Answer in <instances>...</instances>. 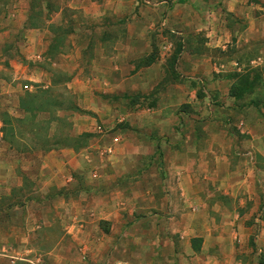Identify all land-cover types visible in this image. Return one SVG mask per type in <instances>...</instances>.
<instances>
[{"label": "rangeland", "instance_id": "374dc122", "mask_svg": "<svg viewBox=\"0 0 264 264\" xmlns=\"http://www.w3.org/2000/svg\"><path fill=\"white\" fill-rule=\"evenodd\" d=\"M51 1L33 0L29 3L34 15L29 22L33 26L43 27L48 38V48L41 52L42 60L37 54L34 55V51L31 52V60L28 59L29 54L24 46L14 43H10L13 49L5 54V57L16 62H47V71L52 76L53 87L48 90L35 89L41 90L36 94L44 102L39 106L50 114L39 117L40 121L36 124L38 131L31 139L39 142L41 150L46 152L66 149L78 152L86 149L96 161L91 169H85V173L92 170L104 178L111 171L107 161L110 159L103 156V152L107 155L105 147L108 145L105 134L111 133L118 138L126 133L132 137L153 136L158 141L154 155L168 159L164 164L171 168H161L159 186L155 188L154 195L151 194V180H145L140 185L136 183L139 180L134 173L128 178L123 176L119 179L117 192H111L107 183L101 181L102 187L93 194H87L85 190L82 194L73 192L64 200L53 191L35 194L31 187V194L18 196L14 202L1 205L4 209L14 205L21 208L2 210L0 214V264H264V243L261 246L252 237L237 245L235 260L227 258L224 249L210 251L219 260L203 258L198 252V234L207 229L206 220L215 217L218 222H214V225H219V211L207 216V212L200 210L201 201L210 205L227 202V197L219 195V191L212 186L219 180V169L214 166L215 170L210 176L207 175V161L219 159V148L214 154L207 153L208 149L214 148L205 146L203 141L206 137L219 139V127L207 125L210 136L203 129L210 123L209 116L214 120L219 117L216 109L219 107V77L222 76L219 75V47L216 43L211 42L209 37V45L196 46L195 41H200L199 35L195 38L177 34V29L175 33L167 35L171 44L169 50H161L157 45L158 40L162 41V36H159L161 25L154 22L149 34L144 35L147 37L144 44H135L131 46L132 50L126 51L120 45L125 19L116 17L110 11H106L101 19L91 18L75 9V3L70 0ZM0 9L5 10L2 6ZM123 10L129 14V8ZM186 10L181 6L176 10V15L187 14ZM213 22L216 24L217 21ZM15 38L20 40L21 34ZM104 41L117 48L112 50L110 56L106 55L112 57L113 62L118 65L130 62L128 75L120 66L117 69L107 68L104 62H108L109 58L104 60L98 56L94 59V45ZM80 44L84 46L83 49H79ZM77 49L78 52H75ZM210 49H217V52ZM260 51L263 50L259 46H252L238 56L237 63L244 65L240 71L225 72L224 77L229 80L227 84L231 85V89L244 92L257 85L264 92L261 68L247 64L249 57L261 55ZM92 62H96V67H92ZM137 70L145 75L142 91L122 93L117 89L121 76L133 75ZM72 75L86 79L101 76L103 81L86 83L85 94L81 93L78 97L65 84ZM257 102L264 105L263 98ZM77 108L80 114L92 116L101 132L73 137L71 119L76 116ZM26 121H22L24 128ZM157 130L160 131L158 138ZM29 132L24 135L27 139ZM159 143L167 148L160 147ZM121 144L126 145L128 150H117L112 158L118 165L124 164L128 170H134L137 165V153L150 155V147L146 144H132L131 140L121 141ZM36 149L33 147L30 151L35 152ZM137 150L139 152L136 153ZM177 155L192 161L188 169H192L199 179L205 176L208 183L196 185L187 179L180 181L175 173L185 171L186 167L182 163L184 158L177 161ZM146 164L142 163L143 166ZM169 177L172 178L171 184L182 187L175 190L171 197L176 207L169 205L171 201L166 189L171 185L168 184ZM261 184H264L263 179L257 183L252 201L255 208L252 222L259 220L251 228L253 235L264 228L260 222L264 220V213L257 210L263 201ZM139 185L144 187L145 194L140 192ZM24 205L26 209H23ZM25 216H29L27 227H24ZM215 230V233H219V226ZM190 231L194 233L189 237L195 252H191L186 242H179L181 236L192 234ZM217 244L225 248V244Z\"/></svg>", "mask_w": 264, "mask_h": 264}, {"label": "crops", "instance_id": "0c3cea01", "mask_svg": "<svg viewBox=\"0 0 264 264\" xmlns=\"http://www.w3.org/2000/svg\"><path fill=\"white\" fill-rule=\"evenodd\" d=\"M32 1L0 0V6L5 8L4 11L0 9V214H2V210L20 209L21 207L16 205L4 209L1 205L9 201L14 202L16 197L21 195L26 197L31 194L29 191L31 187L35 190V194H48L53 191L56 196H59L58 198L61 197L64 200L65 196H70L73 192L82 194L85 190L88 192L87 194H93L102 187L101 181L104 184L107 183V188L111 189V192H117L119 179L133 173L139 180L136 183L140 185L145 180H151L150 189L151 194L154 195L155 188L157 189L159 186L161 168L170 170L171 166L164 164L168 159L154 155L158 141L154 140L153 136L132 137L130 133H126L118 138L111 133L105 134L104 139H108V145L105 147L107 155H104L103 152V156L110 159L107 161L110 163L111 171L104 178L93 173L92 170L85 173V169H91L96 161L86 149L78 152L74 149L46 152L41 150L39 142L31 139L38 131L36 124L40 121L39 117L50 114L48 110L39 106L40 103L44 105V102L36 94L41 90L36 91L35 89L48 90L53 87L52 76L47 71V62H16L5 57V54L13 49L10 43H14L17 46H24L29 54L28 59L31 60V52L34 51V55L37 54L42 60L41 52L44 48H48V38L45 36L43 27L33 26L29 22L34 16L31 8L29 9V3ZM49 2L52 1L49 0ZM70 2L75 3V9L91 18L101 19L106 11H110L116 17L125 19L126 24L121 31L120 45L126 51L132 50L131 46L134 47L135 44H144L147 40L146 36L151 31V26L155 23L161 25L159 36H162V41L158 40L157 42L161 50H169L168 46L171 44L167 35L175 33L177 29L179 30L177 34L191 35L195 38L199 35L200 41L199 43L195 41L196 46L209 45L207 40L209 37H211V42L216 43L215 45L219 47V75L222 76L219 77V107L216 109L219 117H215L217 120H214L212 116H209L210 123H207L203 129L210 136L211 133H209L207 125L219 127V139L206 137L203 141L205 146L214 148L213 150L208 149L207 153L214 154L219 148V159L213 162L207 161V175L210 176L215 167L219 169V180H216L212 186H215V190L219 191V195L227 197V202L210 205L204 200L201 201L200 210L207 212V216L208 214L211 216L213 211H219L217 214L219 215V225H214V222H218L215 217H207V229L204 230V233L198 234L200 242L198 252L203 258L219 260L217 255H212L210 251L224 249L227 258L235 260L239 243L247 242L252 237L262 246L264 228L257 235L251 234V228L255 227V222L259 221L254 219V223L252 222L255 209L253 205L255 189L260 179L264 180V105L257 102L261 98L264 100V92H261L256 87L257 85H253L244 92H238L236 89H231V85L227 84L229 80L225 79L224 75L225 72L231 70L240 71L244 65L237 63L238 56L256 45L263 50L259 52L263 55L249 57L250 60L247 64L251 67L261 68V83L264 86V0H70ZM168 3L172 7H169ZM181 6L187 9V14L176 15V10ZM126 8L130 9L129 14L123 10ZM217 19H219V23ZM214 20L217 21L216 24H214ZM46 23H51V21H46ZM19 33L21 39L23 37L22 40L15 38ZM80 45L79 49H83L84 46ZM113 49H117L116 46L113 47L107 41L97 42L94 45L93 57L95 59L99 56L104 60L109 58L108 62H104L107 68L117 69L120 66V69L126 70L127 74L129 72L127 69L131 67L130 62L118 65L117 62L112 61V57L106 56H110ZM106 51L109 53L106 54ZM210 51L217 52V49H210ZM75 52H78V49ZM133 57L131 56V58ZM196 61L198 60L193 62ZM95 63L92 62V67L95 66ZM97 66L100 65L97 63ZM144 76V72L141 70L135 71L130 76H121L117 89H120L122 93H138L142 91L145 82ZM100 81H103L101 76L86 79L79 75H72L65 84L73 94L80 97L81 93L85 94L83 90L86 83ZM92 95L94 96L93 93ZM45 108L47 107L45 106ZM75 111H77L76 114L73 111L70 112L76 115L71 119L73 137L85 133L101 132V129L95 126L96 120L92 116L80 114L78 108ZM26 119V128H24L22 121L25 122ZM20 131L24 133L21 134ZM28 131L30 132L27 134V139L24 135ZM152 133H154L153 130ZM159 134L160 131L157 130V138ZM129 140L132 141V144L141 143L150 147L149 156H144L138 150L136 151L139 154L137 153L135 156L137 165L134 166V170H128L124 164L123 166L118 165L112 158L117 150L121 152L128 150L126 145L121 144V141L128 142ZM119 144L120 146L117 147ZM184 144L187 143L184 142ZM161 145L159 143L160 147L167 148L166 145ZM33 147L38 150L31 152L30 148ZM181 157V155H177V161L181 160ZM182 158H184L182 163L185 164L186 170H179L175 173L178 175V179L180 181L187 179L196 185L207 184L205 176L199 179L192 169H188L193 162L188 158ZM143 162L147 164L143 166ZM105 165L107 166V164ZM171 177L168 178V184H171ZM179 187L181 186L171 184L166 188L170 196L169 205L171 207H176L171 197L175 190H179ZM140 188V192L145 194L144 187L140 186ZM261 188L263 201L257 210H262L264 213V184H261ZM25 200L26 198L23 201L24 204ZM23 209H26V205L23 206ZM193 210L195 211L196 208ZM28 217H24V227H27ZM260 222L264 225V220ZM218 226L219 233L218 231L215 233ZM190 232L192 234L187 233L185 236H181L179 242H186L189 244L191 252H195L189 237L194 233ZM217 243L225 244V248Z\"/></svg>", "mask_w": 264, "mask_h": 264}]
</instances>
